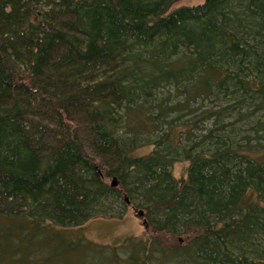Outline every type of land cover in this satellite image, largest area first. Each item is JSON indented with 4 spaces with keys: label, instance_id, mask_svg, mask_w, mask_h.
Masks as SVG:
<instances>
[{
    "label": "trees",
    "instance_id": "1",
    "mask_svg": "<svg viewBox=\"0 0 264 264\" xmlns=\"http://www.w3.org/2000/svg\"><path fill=\"white\" fill-rule=\"evenodd\" d=\"M178 1L0 0V264H264V0Z\"/></svg>",
    "mask_w": 264,
    "mask_h": 264
},
{
    "label": "rangeland",
    "instance_id": "2",
    "mask_svg": "<svg viewBox=\"0 0 264 264\" xmlns=\"http://www.w3.org/2000/svg\"><path fill=\"white\" fill-rule=\"evenodd\" d=\"M204 0H179L175 3V8L183 5H197ZM152 149L151 146H146L138 150L137 153H148ZM189 166L188 161L181 160L176 162L172 167V172L176 178H183L186 176L187 168ZM139 211V209H136ZM150 228L144 225V216L140 217L134 210L132 205H128V211L122 218H106L96 217L80 228L73 229L74 236H82L87 242H90L94 247H102L104 249H110L119 245L123 240L130 236L144 237L148 234ZM64 236V234H63ZM41 238V237H40ZM175 241V240H173ZM51 249L46 248L43 251L44 256L33 259L31 264H68L69 256L62 255H49ZM109 253V252H106ZM90 258L92 253H86ZM89 262V259L86 260ZM102 263V262H101ZM21 264H23L21 262ZM100 264V263H98ZM108 264V263H106Z\"/></svg>",
    "mask_w": 264,
    "mask_h": 264
},
{
    "label": "water",
    "instance_id": "3",
    "mask_svg": "<svg viewBox=\"0 0 264 264\" xmlns=\"http://www.w3.org/2000/svg\"><path fill=\"white\" fill-rule=\"evenodd\" d=\"M112 185H113V186H116V185H117V182H116L115 179L112 181ZM138 214H139V216H143L144 212H143L142 210H140V211L138 212Z\"/></svg>",
    "mask_w": 264,
    "mask_h": 264
}]
</instances>
